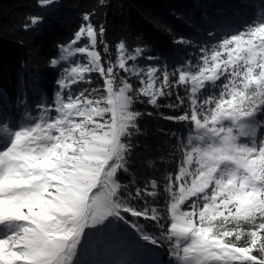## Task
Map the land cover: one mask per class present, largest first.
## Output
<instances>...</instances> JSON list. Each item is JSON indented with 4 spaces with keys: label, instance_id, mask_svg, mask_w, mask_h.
I'll list each match as a JSON object with an SVG mask.
<instances>
[{
    "label": "snow or ice",
    "instance_id": "1",
    "mask_svg": "<svg viewBox=\"0 0 264 264\" xmlns=\"http://www.w3.org/2000/svg\"><path fill=\"white\" fill-rule=\"evenodd\" d=\"M95 14L49 61L66 65L51 103L37 115L0 103V264H122L81 259L101 244L166 249L167 264H264V8L203 44L175 38L195 54L165 58L173 68L124 39L105 61ZM145 117L178 126L159 129L174 152L144 161L150 179L133 171Z\"/></svg>",
    "mask_w": 264,
    "mask_h": 264
},
{
    "label": "trees",
    "instance_id": "2",
    "mask_svg": "<svg viewBox=\"0 0 264 264\" xmlns=\"http://www.w3.org/2000/svg\"><path fill=\"white\" fill-rule=\"evenodd\" d=\"M261 8H264V0H105L102 7L99 0H57L56 5L49 8H38L36 0H0V103L7 111H12L15 106L22 115L23 107L16 102L23 100L28 104L30 114L37 115V103L52 102L55 80L66 65L62 63L53 68L49 61L59 56L57 46L67 44L72 38L81 22L80 15L85 11L95 9L93 23L103 24L107 29L109 53L104 54L100 49L105 61H115V44L124 39L129 50L138 44L147 46V54L161 57L162 62L173 68L174 63L165 58L188 59L195 54L192 48L175 44V38H192L194 44H203L206 32L238 26L244 20L252 19ZM28 14L45 17L36 30L20 29ZM93 78L98 79V74H93ZM137 107L141 111L151 110L148 106ZM140 124L142 135L137 140L141 147L134 153L133 171L138 177L150 179L160 173L153 172L144 161L148 158L156 160L160 155L167 158V154L174 152V143L159 129L176 132L178 126L148 117ZM128 179L125 177L123 182ZM145 247L152 248L146 243ZM116 254L107 262L141 264L138 257L125 251ZM147 257L156 262L169 260L166 249H155Z\"/></svg>",
    "mask_w": 264,
    "mask_h": 264
},
{
    "label": "rangeland",
    "instance_id": "3",
    "mask_svg": "<svg viewBox=\"0 0 264 264\" xmlns=\"http://www.w3.org/2000/svg\"><path fill=\"white\" fill-rule=\"evenodd\" d=\"M120 251H125V253L131 256L138 257L141 264H144V262L150 261V259L147 257L148 254H145L143 251H140V253H136L137 250L131 246L114 247L110 244H101L97 247L90 248V250L88 251V254L82 255L81 259L86 260V261H92V262H99L102 260L109 261L110 258L113 259L115 255H117L116 253ZM162 264H167V261L162 262Z\"/></svg>",
    "mask_w": 264,
    "mask_h": 264
}]
</instances>
